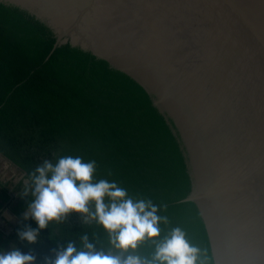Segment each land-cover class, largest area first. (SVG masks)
<instances>
[{
  "label": "water",
  "instance_id": "obj_1",
  "mask_svg": "<svg viewBox=\"0 0 264 264\" xmlns=\"http://www.w3.org/2000/svg\"><path fill=\"white\" fill-rule=\"evenodd\" d=\"M0 32L98 109L198 264H264V0H0Z\"/></svg>",
  "mask_w": 264,
  "mask_h": 264
},
{
  "label": "trees",
  "instance_id": "obj_2",
  "mask_svg": "<svg viewBox=\"0 0 264 264\" xmlns=\"http://www.w3.org/2000/svg\"><path fill=\"white\" fill-rule=\"evenodd\" d=\"M0 154L7 158L28 179L29 173L44 159L58 155H82L97 163L95 179L115 181L134 200H151L158 215L166 218L135 160L126 146L105 121L96 107L70 87L37 66L26 54L0 32ZM25 185L0 191V215L4 204L20 222L9 234L0 229V249L18 241L17 229L21 214L31 197H23ZM17 199L16 203L12 202ZM94 211V205L92 206ZM37 227L34 221H24ZM161 235L146 239L136 251L120 253L112 248L102 225L84 215L71 213L61 222H52L43 230L35 245L20 244L23 251L34 250L37 264L46 257L54 258V250L69 241L80 247V238L87 234L96 248L111 250L126 260L129 255L151 259L156 244L167 236L172 227L160 222Z\"/></svg>",
  "mask_w": 264,
  "mask_h": 264
},
{
  "label": "clouds",
  "instance_id": "obj_3",
  "mask_svg": "<svg viewBox=\"0 0 264 264\" xmlns=\"http://www.w3.org/2000/svg\"><path fill=\"white\" fill-rule=\"evenodd\" d=\"M97 163L82 155H58L44 159L25 181L23 197H31L17 229L18 241L0 249V264H37L34 250L25 252L21 243L35 245L52 222L61 223L71 213L95 220L109 235L112 248L120 253L136 251L146 239L161 235L158 207L151 200H134L115 181L95 179ZM94 205V211L92 206ZM32 220L37 227L24 221ZM200 250L189 243L180 228L156 244L151 259L129 255L126 260L111 250L97 249L87 234L80 247L69 241L54 250L44 264H198Z\"/></svg>",
  "mask_w": 264,
  "mask_h": 264
},
{
  "label": "rangeland",
  "instance_id": "obj_4",
  "mask_svg": "<svg viewBox=\"0 0 264 264\" xmlns=\"http://www.w3.org/2000/svg\"><path fill=\"white\" fill-rule=\"evenodd\" d=\"M20 177H22V173L15 166H10L9 163L0 160V182L6 183L8 184V186H11V183L17 182ZM5 206L6 204H4L3 207ZM5 216H7V218L11 222H6L3 220L0 221V229L7 235L14 228H12V226L15 220L10 216V212L8 210L5 212Z\"/></svg>",
  "mask_w": 264,
  "mask_h": 264
},
{
  "label": "flooded vegetation",
  "instance_id": "obj_5",
  "mask_svg": "<svg viewBox=\"0 0 264 264\" xmlns=\"http://www.w3.org/2000/svg\"><path fill=\"white\" fill-rule=\"evenodd\" d=\"M20 180L22 181V183L25 185V181L27 180V179H25L24 178V175L20 178ZM19 181V180H18ZM21 181H19V182H21ZM19 182H15V184L13 185V187L16 185V184H18ZM11 193H12V196L15 194V193H13V190H11ZM16 201H17V199H13V201L12 202H14V203H16ZM9 211L10 212V216L15 220V222H13L14 224H13V226H12V228L13 227H15L19 222H20V220L18 219V217H16L10 210H9V206L8 207H4V210L2 211V214L0 215V219L1 220H4V221H6V222H11L8 218H7V216H5V212L6 211ZM81 216H82V214H81ZM21 217H22V214H21Z\"/></svg>",
  "mask_w": 264,
  "mask_h": 264
},
{
  "label": "crops",
  "instance_id": "obj_6",
  "mask_svg": "<svg viewBox=\"0 0 264 264\" xmlns=\"http://www.w3.org/2000/svg\"><path fill=\"white\" fill-rule=\"evenodd\" d=\"M0 160L1 161H5V162H7V163H9V165L11 166V165H13L7 158H5L3 155H1L0 154ZM14 166V165H13ZM17 168V167H16ZM18 169V168H17ZM19 170V169H18ZM20 171V170H19ZM24 174L22 173V176H23ZM21 178V177H20ZM20 178L18 179L19 181H21L20 180ZM19 181H17V182H19ZM15 184V182L14 183H11V186H8V184H6V183H2V182H0V190L1 189H7V194L10 196V195H12V193H11V190L13 189V185ZM1 192V191H0ZM0 221H2V220H0ZM4 221V220H3ZM1 227V226H0ZM13 230V229H12ZM10 233V232H9ZM8 233V234H9Z\"/></svg>",
  "mask_w": 264,
  "mask_h": 264
}]
</instances>
